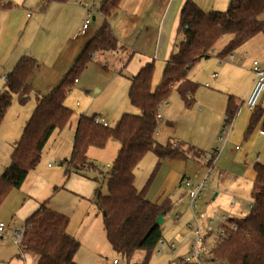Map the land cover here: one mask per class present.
Instances as JSON below:
<instances>
[{
	"label": "trees",
	"instance_id": "1",
	"mask_svg": "<svg viewBox=\"0 0 264 264\" xmlns=\"http://www.w3.org/2000/svg\"><path fill=\"white\" fill-rule=\"evenodd\" d=\"M50 1L66 3L70 0H48ZM120 1L100 0L97 10L103 16L101 25L58 84L48 93L40 95L33 88L30 79L37 61L29 55L21 56L5 74L0 89V122L11 105L13 96L17 97L20 104H24L32 94H36L37 101L14 143L9 164L0 174V206L7 195L19 188L28 173L38 165L51 134L69 123L73 111L66 106L65 99L80 73L97 54L119 48L109 18L118 9ZM12 7L10 2L0 3V8ZM45 7L46 4L42 5L41 10ZM263 13L264 0H230L225 9L209 11H205L194 0H184L177 27V34H182L183 38L174 43L157 85L152 88L154 59L145 62L130 77L127 96L138 113H122L112 126L96 122V114L79 115L71 153L60 164L64 166L66 177L71 172L82 171L84 167L95 169L96 166L88 159V149L103 148L109 139L119 143L117 154L104 174L107 179V195L102 194L99 185L95 186L94 203L97 213L102 217L106 240L113 250L126 259H130L137 250L144 251L142 262L135 264H149L153 250L163 239L162 226L157 218L165 216L173 206L169 197L161 202L147 197L161 160L168 156L186 155L185 149L178 143H173L171 139L160 142L156 137L159 127L157 115L162 105L175 90L184 105L191 107L199 86L188 76L195 63L211 56L216 43L226 36L229 39L214 54L220 60L232 54L248 39L264 30V19L260 18ZM238 107L234 97L230 95L225 108V125L232 121ZM252 111L246 135L254 129L263 115V111H257V107ZM260 129L264 132V117ZM149 152L156 155V163L145 184L138 188L135 185V170ZM195 153L198 154L197 151ZM253 169L255 176L250 191L249 210L242 217L230 218L234 228L229 224L223 225L224 234H219L213 240L211 249L208 248L213 256L210 260L217 259L227 264H264V162L255 163ZM93 180L99 181L97 177H93ZM181 186L187 197L182 179ZM59 188L61 187L55 186L53 192ZM48 201L49 198L42 201L25 218L17 246L19 256L25 252L32 253L37 256L35 264H79L74 257L80 241L67 230L70 219L50 208ZM179 259L182 264H191Z\"/></svg>",
	"mask_w": 264,
	"mask_h": 264
},
{
	"label": "crops",
	"instance_id": "2",
	"mask_svg": "<svg viewBox=\"0 0 264 264\" xmlns=\"http://www.w3.org/2000/svg\"><path fill=\"white\" fill-rule=\"evenodd\" d=\"M25 1L26 0H19L22 9L0 8V78L2 79V77H4L5 74L15 66L16 62L21 56L29 55L37 61V67L35 68L30 79L31 84L38 94L44 95L48 93L51 88H53L56 84H58L64 73L74 62L78 53L83 49V47L86 45V43L101 25L103 21V16L98 12L97 9L95 13L92 14L91 20L95 23V29L93 30V32L89 31L91 20L89 21L88 26L84 30V32H81L83 23L87 17L86 15H88L87 11H85L83 19H65L62 16L61 19H56L55 22H51V28L55 32L54 35L56 34L58 36L59 34H61L62 42L60 43L59 51L54 50L53 48L49 50L50 55H58L55 58L54 67L49 66V71L45 73L44 71H41L42 66L44 65L38 61V58L42 56L41 53L43 54L49 47H51L50 40H54V35L51 36V33L48 35L41 33V31L43 30V25H45L47 21V19L45 18L47 15L48 7L46 6L43 10H41L40 8L41 12L39 14V17L33 20L32 16L29 13L25 12V9H27L24 5ZM87 1L88 0H75V3H80L84 7V4H86ZM183 1L184 0H121L115 18L112 20L109 19L112 31L115 37L117 38L120 46L117 50L99 53L95 56L94 59L97 60V58L101 54L103 56V60H98V62L102 70H108L109 73L112 72V74L109 75L112 79H114V76L116 75L122 76L127 79L128 84L126 88V95L130 84V77L136 74L145 62L154 59L155 70H159V68L161 67L158 66V63L163 65V70L165 60L168 59V57L170 56L171 51L173 50V45L177 41L176 36L177 27L179 23V12ZM194 1L205 11H209L225 9L228 6L230 0ZM0 2L2 4L6 3L2 2L1 0ZM7 2L12 3V1L10 0H7ZM51 2L54 1H50L49 3ZM19 3H16V5H19ZM259 34L264 38L263 30L248 39L244 44H242L238 49H236L232 53L235 57L233 62H243V57H250L249 52H253V49L251 48L252 43L258 42L261 38L258 37ZM228 39L229 36L224 38V41H222L220 46H214V53L220 48H222V46L227 42ZM261 41L264 43V40ZM256 47L258 48L260 47V45L256 43ZM236 52L238 53V56L235 55ZM214 53L207 58H201L200 60H198L189 72L188 76L194 82L200 81L199 77L201 75L203 76L202 81H205L204 84H202L203 82L201 84L197 82L201 86V89H197L194 94V104L189 108L186 107L183 103V100L174 90L179 99L173 98L172 100L174 101L172 103H169L168 98L165 103L166 106L164 107L163 112H160L161 121L159 122L156 137L161 134L166 136L167 139H171L173 143L177 142L182 148L185 149L186 153L185 157L168 156L165 158H170V160H179L180 158L186 159L191 155L199 156V154L203 153L204 151L200 148L205 149L206 147L204 141H208L209 146L212 145V141H216V137L220 134L222 126H226L225 108L228 97L230 95H234L237 99L238 97H241L242 101L239 102V99H235L236 103L239 106L238 112L236 113L232 121L228 123L231 125V130H228L226 133H224V138L222 142H229L228 144H232L234 140L238 139L237 136H241L242 130H245V126L249 122L253 111L249 110L250 113L248 112V109L245 106L244 99L249 94V91L252 87L255 78L254 73L252 71V65L250 66V70L248 72L249 78H247V81L243 83V85H240L239 72L242 69L234 65L233 63H224V60L228 58V56L225 59L220 60L218 57L215 56ZM256 56L257 55H254L252 58H254V60H257L259 65L264 70V58H258ZM57 59L63 60V63L59 65ZM109 60H114L112 61L113 66H110L111 68L108 66ZM38 77V83L37 85H35ZM39 80L43 82L46 81V84H43L42 82L40 83ZM1 88L2 86L0 87V89ZM36 101V94H34L32 104L28 109V113L23 118L20 124V132L17 138L9 142V144L7 145L9 147H7L6 145H0V152L8 148L6 150V154L0 156L4 158V161L0 158V174L4 171V169L10 162V154L13 150L14 143L19 138L25 122L34 110ZM65 104L66 106H68L66 101ZM133 108L134 110H124L123 112H121V114L125 112H137V109L135 107ZM257 111H263V115L257 123L256 127H254V131L257 135V139L259 138L260 142L262 143L260 145V150H257L256 147L253 146V143H251V147L249 148V150L246 151V154H241L243 155L242 160H244V167L241 171V174L237 175V177L239 178H241V176L245 178L249 166H252L253 168L255 163L264 162V132H262L260 129L264 117V97L258 104ZM80 114H96L97 117L102 116L98 113L89 114L85 111H80L79 114H77L75 119V125L73 128L71 145L68 150L62 152V154H59L64 157V159H66L71 153L75 126ZM71 119L69 123L71 122ZM178 120H180L181 122H179ZM179 123L184 124L183 128L178 126ZM236 124H238L237 128H235ZM107 125H114V121L112 123L107 122ZM235 129L238 130L237 132H240L239 135H237V133L235 134ZM57 131L60 132V130ZM58 132L56 133L54 131L51 134L43 148V151L51 150L50 146H53L59 137ZM54 134H57V137H54ZM49 140H52L53 143L52 145L47 147ZM116 144L117 147L114 157L116 156L119 148V143ZM234 150L238 151V155H240L241 148H238L237 145H234ZM250 150L252 155L250 156V158H248L250 160V163L247 164L246 158L247 155H249ZM195 151H197L198 154H196ZM218 152L219 150H217V148L213 150V153L217 154ZM154 156L155 158H157L156 155ZM252 156H254L255 158L252 159ZM58 159L59 158H57V160ZM49 163L50 165H48ZM44 166L51 167L52 163L47 162ZM71 173L66 177L63 171L61 177L56 180H52L51 176L44 175L41 171H37L36 167L32 171H30L22 185L19 188L14 189L17 191L22 190L27 196H29V200L34 201L33 203H30L27 206V209L31 210L27 214H22L24 215L23 217L29 216L34 210L38 208L39 204L47 198H49L47 205L50 208L65 215H68L67 212L64 210L63 206H61V204L59 203L57 196H59L60 194H64L65 196H67L66 198H68V203L72 202L76 204L79 203L80 200H82L81 198L86 197L85 195H87L86 193L82 194V191L76 190V188H70L68 186L72 178ZM171 174L174 178L173 185H176L177 182H179L178 185L182 187L181 179L187 174L179 171L178 169L176 170L175 168L171 170ZM194 175V178L197 181L199 178L196 173ZM80 176H82L80 178H87L84 175ZM254 176L255 172L254 175H252V178H250L251 186ZM186 177L190 178V176ZM90 180L94 182L93 184H91V189H93L94 193L96 181L91 178ZM243 181V179L236 180V177L227 174L226 172H219V182H225L227 184L225 188L229 189V192L232 194L233 197L240 195L242 185L244 183ZM229 183H232L233 186L230 187L232 184L229 185ZM34 185L37 186V188L39 189L36 192L35 198H33L34 195H30L31 189L34 187ZM55 186L61 188L53 192V188ZM173 189L168 188V186L166 187L165 184L164 187L162 186L163 191L161 195L159 194L160 197L162 196L163 198L167 196L171 198L170 194L172 193L171 191ZM67 193L70 195H66ZM13 194V197L8 201L7 204L8 208L10 209H12V207L14 206L12 205V203L17 198V193ZM159 195L157 197H159ZM162 198L152 201L161 202L165 199ZM212 199L215 198L212 197ZM25 202L21 203L16 208V213L21 211L22 207L25 205ZM233 203L235 202H233L232 200V204ZM1 206L0 210L2 208ZM247 212L248 211H245L236 217H242ZM177 216L178 215H176V217ZM229 218H231V216ZM162 220L163 219H161V221ZM1 222L5 223L8 230L12 229L9 224L5 221L1 220ZM67 230L71 235L78 238V236L73 234L74 232H71L69 228H67ZM92 247L95 246L93 245ZM188 248L189 246L187 245L186 249L183 251L182 254H184L188 250ZM78 252L79 250L76 252L74 257L77 263L91 264V259L89 260L85 258L84 255H81V253ZM25 257L26 254H22L21 256H19V249L17 245H12L10 239H8L7 241L3 239V236H0V264H26ZM113 263L118 264L116 259L113 260ZM29 264H32V261H30Z\"/></svg>",
	"mask_w": 264,
	"mask_h": 264
},
{
	"label": "rangeland",
	"instance_id": "3",
	"mask_svg": "<svg viewBox=\"0 0 264 264\" xmlns=\"http://www.w3.org/2000/svg\"><path fill=\"white\" fill-rule=\"evenodd\" d=\"M1 1L7 2V0ZM10 1H12L13 4L12 8L22 9L19 0ZM99 2L100 1L98 0H88L87 3L84 4L85 8L80 3H75V0H70L66 2L67 4L61 2L49 3L48 0H26L24 5L27 8L25 9V12L29 13L34 20L39 17V14L41 12L40 8L42 7V5L46 4V6L48 7V11L45 19H47V21L45 25H43V30L41 31V33H44L45 35L51 33V36H53L55 32L51 28V22H55L56 19H61L62 16L65 19H83L85 11L88 12L89 19L91 20L92 14L95 13L96 9L99 6ZM16 3H19V5H16ZM116 13L117 10L109 19H114ZM86 16V18H88V15ZM260 18L264 19V13L260 16ZM94 29L95 23L91 20L89 31L93 32ZM176 37L177 41L183 38L182 34H177ZM226 37L220 39L215 46H220L222 41H224V38ZM258 37H261L260 40L258 42L252 43L251 48L253 49V52H249L250 57H243V62L235 63L228 58L224 60V63H233L234 65L242 69L239 72L240 85H243V83L247 81V78H249L248 72L250 70V66L252 65V61L254 60V58L252 57L254 55H257L256 57L258 58H264V43L261 41L264 40V38L260 34ZM50 41L51 47H49L43 54L41 53L42 56L38 58V61L44 65L42 66L41 71H44L45 73L49 71V66L54 67L55 65V58L58 54L50 55L49 50L52 48L54 50H60L59 46L62 42V35L59 34L57 36L55 34L54 40ZM256 43L259 44L260 47L257 48ZM235 55L238 56V53L236 52ZM98 60H103V56L101 54L99 55L97 60L94 59L92 62H90L80 73L77 78L78 82L76 81L73 88L68 93L65 101L69 108H71L73 111L71 122L68 123L64 128H62L60 132H58L57 130L55 131L56 133H59V137L56 140V143L53 146H50L52 145L53 141L49 140L47 147L50 146L51 150H44L42 152L40 161L36 166L37 171H41L44 175L51 176L52 180L58 179L63 174L64 166L60 164V162L64 159V157L59 154H62V152L68 150L71 145L75 119L80 111H85L89 114H101V117L98 116L100 120H104L110 123L114 121L115 123L121 115V112H123L124 110H134L133 106L130 105L126 95V88L128 84L127 79L119 75L114 76V79H112L111 76H109L110 74H112V72L109 73L108 70H102ZM112 61L114 60H109V67L113 66ZM57 62H59L60 65L61 63H63V60L57 59ZM158 66L161 67L159 68V70L154 71L152 88L157 85L162 74L161 70L163 65L158 63ZM202 78L203 76L201 75L199 77L200 81H197L199 84H201L202 82V84H204L205 81H202ZM38 79L39 77L37 78L35 85H37ZM39 82L46 84V81L43 82L39 80ZM2 83L3 80L0 78V87L2 86ZM200 87L201 86L199 85L197 89L200 90ZM233 97L234 99H237L234 95ZM263 97L264 90L259 97L258 104ZM33 98L34 94L30 96L26 103L20 104L17 97L13 96L11 105L5 112V115L0 122V145L7 146L9 142L17 138L20 132V124L23 118L28 113V109L32 104ZM173 98L179 99L175 91H172V93L170 94L169 103H172L174 101L172 100ZM238 99L239 102L242 101L241 97H238ZM165 106L166 104L162 105L160 112H163ZM248 112L250 113L249 110ZM160 121L161 118L159 119V122ZM178 121L181 122L180 120ZM248 124L245 126L246 128L244 127L245 130H242L241 136H237L238 139L234 140L232 144H228L229 142H222L224 133L228 130H231V125L228 124L225 127L222 126L220 134L216 137V141H212V145H210L211 147L209 146L208 141H204L206 147L205 149H200L204 150L205 152L203 151V153L199 154V156L191 155L192 157L189 156L186 159L180 158L179 160H170V158H164L162 160L149 186L147 197L150 200L162 198V196L160 197L163 191L162 186L164 187L166 184V187L168 186V188L171 189L174 188L171 191L172 193L170 194L173 201V206L171 210L162 217L163 220L160 223L162 226L164 241L162 243H158V245L153 250L149 264H182L179 258H181L182 260L181 254L186 249L187 245L189 246L193 242L191 231L196 228V220L200 221V226L203 234H207L206 237H210V239H208V244L205 245L204 253L205 259L209 260L213 256L208 248L211 249V247L214 245L213 240L218 238V231L221 227L220 220L217 219L216 221L211 222L209 214L211 215L212 211L217 210L221 214H225L227 217H236L241 213L249 210V203L251 202L250 178H252V175H254L252 166L250 167L248 165L249 168L247 167L248 171L247 175H245V178H243L242 176L241 178H239L237 177V175L241 174V171L244 167V160H242V158L243 155L246 154V151L251 147V143H253V146H255L257 150H260V145L262 142H260L259 138L257 139V135L255 134L254 129L248 135H246ZM183 125L184 124L179 123L178 126L183 128ZM237 126L238 124H236L235 128H237ZM237 131L238 130L235 129L234 132L235 134L237 133V135H239L240 132ZM54 135V137H57V134ZM157 138L160 142H165L167 139V137L162 134L158 135ZM116 143H118L116 140L109 139L103 148L90 147L88 150V159L96 166V168L93 169L84 167L80 172L78 171L71 173L72 178L68 186L70 188H76V190L82 191V194L86 193V197L81 198L82 200H80L79 203L74 204L72 202L68 203V198H66L67 196H65L64 194H60L64 196H57L59 203L61 204V206H63L64 210L68 214L67 216L70 219L68 225L69 230L71 232H74L73 234L78 236V238H76L80 241L81 247H79L78 250L81 255H84L85 258L89 260L91 259V264H114V259H116L118 264H135L142 262L144 257V251L137 250L130 259H126L121 253L111 248L110 244L105 238L101 214L97 213V209L94 203V193L93 189H91V184H93L94 182L90 180V178L93 179V177H97L99 181L96 182L95 186L99 185L102 194L107 195V179L106 177H104V174L108 171L109 165L111 164L115 155L117 147ZM234 145H237L238 148H241L240 155H238V151L234 150ZM216 148L217 150H219L217 154L213 153V150ZM6 150L1 151L0 156L6 154ZM251 155L252 154L250 150L249 155H247L246 158L247 164L250 163V160L248 158H250ZM0 158L4 161V158ZM57 158H59L60 160H57ZM207 158L211 159V161H206ZM254 158L255 157L252 156V159ZM47 162H51L52 166H44ZM155 163L156 158L151 152L146 153L141 159L138 167L135 170V185L138 188H141L145 184V181L151 173ZM211 164L212 167L209 169V166ZM174 168L187 174L186 176H190L192 180H195V173L199 178L197 181L205 180V186L197 201V207L194 210H192L188 206V199L184 195V188L178 185L179 182H177L176 185H173L174 178L171 174V170ZM220 171L226 172L227 174L236 177V180H244L240 195L233 197L229 192V189L225 188L227 184L225 182H219ZM80 175H84L87 178H80L82 177ZM231 184L232 183H229V185ZM232 186L233 184L230 187ZM38 190L39 189L37 188V186L34 185V187L31 189L30 195H34L33 198H35L36 192ZM13 193H17V198L12 203V205L14 206L12 207V209H10L8 208L7 204L8 201L13 197ZM66 195L70 194L67 193ZM158 195L159 197H157ZM166 197L167 196L163 198ZM212 197L215 199H212ZM232 200L235 203L232 204ZM24 202L25 205L22 207L21 211L16 213V208ZM33 202L34 201L29 200V196H27L22 190L17 191L13 189V191L9 193L4 199L3 205L1 204L2 208L0 210V221H5L12 229L20 230L26 218L23 217L24 215L22 214H27L31 210L27 209V206ZM176 215H178L179 217H176ZM10 230L7 229L6 233L0 236H3V239L7 241L8 239H10L11 244L15 246L11 238L8 236L10 234ZM211 237H213L212 240ZM172 242L175 244L174 248L170 246ZM93 245L95 247H92ZM25 254L26 264H29L30 261H32V264H35L37 256L29 252H25ZM213 261H215L217 264L218 260L215 259Z\"/></svg>",
	"mask_w": 264,
	"mask_h": 264
},
{
	"label": "built area",
	"instance_id": "4",
	"mask_svg": "<svg viewBox=\"0 0 264 264\" xmlns=\"http://www.w3.org/2000/svg\"><path fill=\"white\" fill-rule=\"evenodd\" d=\"M89 21L90 19H89V14H88V18L85 19L81 32H84V30L87 28ZM228 59H230L231 61H234L235 57L233 54H229ZM252 71L254 73L255 78H254L252 87L249 91V94L247 95L245 99V106L248 110H253L258 106L259 97L262 91L264 90V70L259 65L257 60L252 61ZM2 79H4V77H2ZM160 117L161 115L159 113L157 115V118L160 119ZM95 121L100 122L103 125H107V122H105L104 120H100L98 117L95 118ZM206 161L210 162L211 159L207 158ZM48 165H50V163ZM211 167L212 165L209 166V169ZM182 183L186 189V194L188 198V206L192 210H194L197 207V201L205 186V180L195 181L189 177L184 176L182 177ZM217 219L220 220V223H221V227L218 231V235L224 234L225 230H224L223 225L229 224L230 226H232V224L229 221V217H227L225 214H221L217 210H214L212 211V214L210 215V221L214 222ZM232 227L234 228V226ZM21 230L22 228L20 230L11 229L10 234L8 235L11 238L12 242L17 246L20 243L21 232H22ZM6 231H7V227L5 223L0 221V235L5 234ZM191 235L193 237V242L189 245L187 252L182 256V260L184 262L191 263V264H216L215 261L210 260V259L207 260L204 257L205 245L208 244V239H210V237H206L207 234L206 235L203 234L201 230V226H200V221L196 220V228L191 231ZM212 239L213 237H211V240ZM163 241L164 240L162 239L160 240L159 243H162ZM170 246L174 248L175 244L172 242ZM217 264H227V263L222 262L221 260H218Z\"/></svg>",
	"mask_w": 264,
	"mask_h": 264
},
{
	"label": "water",
	"instance_id": "5",
	"mask_svg": "<svg viewBox=\"0 0 264 264\" xmlns=\"http://www.w3.org/2000/svg\"><path fill=\"white\" fill-rule=\"evenodd\" d=\"M161 219H162V217H158V218H157V221H158V222H161Z\"/></svg>",
	"mask_w": 264,
	"mask_h": 264
}]
</instances>
